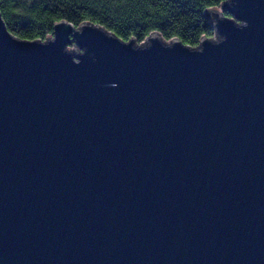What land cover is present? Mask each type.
Returning <instances> with one entry per match:
<instances>
[{"label": "water", "instance_id": "water-1", "mask_svg": "<svg viewBox=\"0 0 264 264\" xmlns=\"http://www.w3.org/2000/svg\"><path fill=\"white\" fill-rule=\"evenodd\" d=\"M221 7L195 48L0 11V264H264V0Z\"/></svg>", "mask_w": 264, "mask_h": 264}, {"label": "trees", "instance_id": "trees-1", "mask_svg": "<svg viewBox=\"0 0 264 264\" xmlns=\"http://www.w3.org/2000/svg\"><path fill=\"white\" fill-rule=\"evenodd\" d=\"M226 0H0V11L9 30L24 40L45 41L57 22L76 27L100 25L128 42L143 43L152 33L166 41L174 38L197 47L215 37L208 10ZM224 15L230 16L229 12Z\"/></svg>", "mask_w": 264, "mask_h": 264}, {"label": "rangeland", "instance_id": "rangeland-1", "mask_svg": "<svg viewBox=\"0 0 264 264\" xmlns=\"http://www.w3.org/2000/svg\"><path fill=\"white\" fill-rule=\"evenodd\" d=\"M210 10H213V11H215V12H218V15H219V17H223L224 16V14H223V8L220 6V7H218V8H212V9H210ZM209 14V13H208ZM210 16V18H211V20L212 21H214L215 20V17H212V15H209ZM155 33H152L151 35H149L147 38H146V40L143 42V43H141V44H137V43H135V46L136 47H145V46H148L150 43H151V41L150 40H148V38H150V37H152L153 35H154ZM50 39H53V35L52 36H49L46 40H50ZM215 39H219V37H215ZM173 43V41H168V44H172ZM70 50L71 51H73V52H82L83 50L80 48V47H77V46H74V45H71L70 46Z\"/></svg>", "mask_w": 264, "mask_h": 264}]
</instances>
